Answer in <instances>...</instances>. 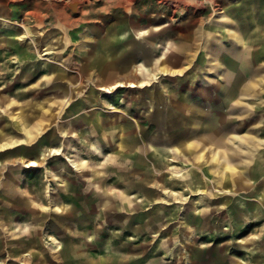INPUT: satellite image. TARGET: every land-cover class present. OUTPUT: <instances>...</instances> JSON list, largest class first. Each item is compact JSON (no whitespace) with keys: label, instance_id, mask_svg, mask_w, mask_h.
Here are the masks:
<instances>
[{"label":"rangeland","instance_id":"1","mask_svg":"<svg viewBox=\"0 0 264 264\" xmlns=\"http://www.w3.org/2000/svg\"><path fill=\"white\" fill-rule=\"evenodd\" d=\"M77 1L0 0V264H264V0Z\"/></svg>","mask_w":264,"mask_h":264},{"label":"crops","instance_id":"2","mask_svg":"<svg viewBox=\"0 0 264 264\" xmlns=\"http://www.w3.org/2000/svg\"><path fill=\"white\" fill-rule=\"evenodd\" d=\"M256 5H257V7H253L252 9H258V8L259 9H264V1L263 2H259V3L257 1L256 2ZM242 39L245 42V43L243 42V44H246V42H247L248 39L247 38H242ZM263 45H264V43H263ZM261 50H262V52H264V46L261 47ZM243 78H244V76H243ZM256 85H257V83L254 84L252 82L251 83L247 82L243 86V88H242L243 90H240V93L242 95H244V96H251L253 86L256 87ZM261 90H262V88H260L259 91H261ZM231 93H229V95L227 96L228 99L231 98V96H232ZM224 99L225 98H222V100H224ZM224 101L226 102L227 99L224 100ZM214 103L217 104L216 101ZM42 107H43V105H42ZM184 109H185V107H184ZM217 115H218V117H216L217 119L215 121H213V122L220 121L221 116H220V114L216 113V116ZM207 122H210V124H211V121H207ZM206 123H205V125H206ZM215 137L216 136L214 135V138ZM211 139H213V135L208 133V134H204L202 136H199V137L195 138L194 141H192L194 143H197V146L196 147H193V148L194 149H198L199 148L198 149V153L195 156V159L197 158V163L204 162V161L206 162L207 161L206 158L208 156H207L206 151H205L206 150L205 143L208 144V141L211 140ZM262 141H264V140H262ZM187 143H188V145H190V143H191L190 140ZM259 145L261 146V142L259 143ZM257 147H258V145H252L248 150H245V153L247 154L246 162H251L253 160V163H254V160H255V164H256V168L254 170L255 171L254 172V176L252 177V179H247L246 177H244L243 173L234 166L235 164L233 163V156L227 154L228 153V150L227 149H224L225 156H224L223 161L225 162V165L226 166H225V170L222 173V175L226 178V177H228L229 172H231L230 173L231 175H233L232 172H234L235 175H236L235 178H237L242 185L245 184L246 187H250V186L253 187L252 181H254L255 178H257V179L260 178L259 187H258V197H259L258 198V202L260 204H263L264 205V153L262 151H259V147L258 148ZM208 160L211 161V162H213V163L220 162L218 160L217 150L214 151L212 153V155L208 157ZM202 169L203 170L200 173V179L201 180L205 179L204 178V171H205V169L204 168H202ZM224 174L225 175L227 174V176H225ZM213 183H214L213 184L214 194L216 196H219V195H229L230 194L231 190L229 188L227 189L226 186H225V188H223L221 183H219V184H217V182H213ZM198 193L199 194H203V193H200V192H198ZM200 218L201 217H198L197 220H199ZM23 259L26 260L25 258H23Z\"/></svg>","mask_w":264,"mask_h":264},{"label":"bare ground","instance_id":"3","mask_svg":"<svg viewBox=\"0 0 264 264\" xmlns=\"http://www.w3.org/2000/svg\"><path fill=\"white\" fill-rule=\"evenodd\" d=\"M81 1V0H80ZM184 1H187V2H191V1H195V0H184ZM70 5H72V8H71V6H69L72 10H73V12L71 11V13H75V11H77V12H79L80 11V3H79V1H77V0H70ZM68 6V5H67ZM61 21V20H60ZM61 23L62 24H64V25H67L66 23H64L63 21H61ZM232 29V28H231ZM229 30H230V28H229ZM28 34V33H27ZM136 34H137V36H141L142 34H144V32L143 31H137L136 32ZM24 37H27L26 35H24ZM237 37V40L240 42V43H243L244 41H243V36H236ZM114 52H117L116 50H111V49H107V50H105V52L103 53L104 54V58L105 59H107V60H110V59H112L113 58V54H114ZM100 57H102V56H100ZM126 61L128 60V61H131V59L130 58H127V59H125ZM133 67V66H132ZM132 67H131V65H127L126 64V62H125V65H123L122 66V68H121V70L122 71H126V72H129L130 71V73H131V70H132ZM134 70H135V73H137L138 75H136L135 73L132 75V79L134 80V81H136V82H138V81H140L141 79L138 77L139 76V73L140 74H142V73H144V71L142 70V69H138V71L134 68ZM133 71V70H132ZM141 76V75H140ZM126 80H129V78H127ZM136 82H133V81H130V82H124V81H122V80H116V81H114L112 84H110L109 86H104V85H102L101 87H99L98 88V91H101L102 93H104V94H107V95H114L115 93H117L118 91H119V89H122V88H130V89H135V88H140V87H145V85H147L146 84V82H142V84H139V83H136ZM44 107V106H43ZM22 114V113H21ZM44 115V114H43ZM26 117H27V115H26ZM28 118V117H27ZM29 120V119H28ZM25 127V126H24ZM4 136V135H3ZM26 140H19V141H12V142H8V143H5V144H3L1 147H0V151H2V150H7V149H11L12 147H14V146H17V145H19V144H22L23 142H25ZM170 150V149H169ZM179 151V150H178ZM63 153H64V149H62V148H54V149H49V150H47V153H45V155L44 156H60V155H63ZM95 154V153H94ZM97 156V155H96ZM9 160V159H8ZM174 161V160H173ZM41 162V161H40ZM40 162H38V161H35V160H31V161H29V162H27L28 163V166L27 167H29V168H32V167H37V168H39V166H41L40 165ZM76 165V164H75ZM76 168L78 169V166H76ZM74 169H75V167H74ZM184 171V170H183ZM175 174H177L179 177H184V174H182V173H175ZM225 175V174H224ZM225 176H227V174L225 175ZM227 178V177H226ZM49 188V187H48ZM51 190H49L48 192H50ZM219 192V191H218ZM201 193V192H200ZM171 195H174V196H176L177 194L176 193H173L172 192V194ZM51 196V195H50ZM191 196V195H190ZM44 207V206H43ZM199 211V210H198ZM5 229V228H4ZM6 238V237H5ZM49 238V241H51V242H55L57 245H58V250H60V249H62L63 248V246H61V242H59V241H57V239L56 238H54L53 236H49L48 237ZM135 240V239H134ZM2 242H4L3 240L2 241H0V245H2ZM8 244H9V242L8 243H6V245L8 246ZM26 256H28V254L26 255ZM21 258V257H20ZM21 260V259H20Z\"/></svg>","mask_w":264,"mask_h":264},{"label":"water","instance_id":"4","mask_svg":"<svg viewBox=\"0 0 264 264\" xmlns=\"http://www.w3.org/2000/svg\"><path fill=\"white\" fill-rule=\"evenodd\" d=\"M71 6V8H72V5H70Z\"/></svg>","mask_w":264,"mask_h":264}]
</instances>
